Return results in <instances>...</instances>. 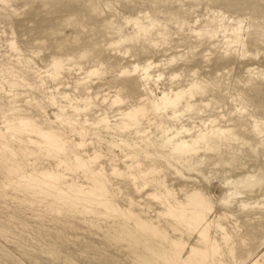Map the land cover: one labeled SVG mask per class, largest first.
<instances>
[{
  "label": "rangeland",
  "instance_id": "obj_1",
  "mask_svg": "<svg viewBox=\"0 0 264 264\" xmlns=\"http://www.w3.org/2000/svg\"><path fill=\"white\" fill-rule=\"evenodd\" d=\"M246 174L264 179V0L0 2V264H146L119 238L139 215L183 243L155 264H264V183L226 185ZM194 190L206 246L159 201Z\"/></svg>",
  "mask_w": 264,
  "mask_h": 264
},
{
  "label": "bare ground",
  "instance_id": "obj_2",
  "mask_svg": "<svg viewBox=\"0 0 264 264\" xmlns=\"http://www.w3.org/2000/svg\"><path fill=\"white\" fill-rule=\"evenodd\" d=\"M0 2H2V0H0ZM135 23H137V20L135 21ZM139 25V24H138ZM223 28V27H221ZM144 29V28H142ZM233 29V28H232ZM234 30V29H233ZM238 31V30H237ZM212 32V31H211ZM192 33V32H191ZM202 33V32H201ZM235 33V31H234ZM211 34V33H210ZM225 34V33H224ZM232 35V34H231ZM213 37V36H212ZM231 37V36H228ZM234 37V36H233ZM237 38V37H236ZM235 38V39H236ZM234 40V39H233ZM121 41H125L124 39H121ZM234 43V42H233ZM231 46V45H230ZM59 61L57 59H54L52 61V68L54 69V72H56L59 68ZM137 68V67H136ZM135 68V69H136ZM148 68L146 67V69L144 70L146 72ZM55 74V73H54ZM91 74V73H90ZM124 75V74H123ZM166 101L165 95H163L161 98H159V102L161 105L164 104V102ZM174 104H172L171 106H173ZM166 107V106H165ZM159 109V108H158ZM137 112V111H136ZM84 113V112H83ZM60 117V116H59ZM58 119V118H57ZM20 123V122H19ZM18 123V125H19ZM24 123V122H23ZM27 123V121L25 122ZM22 124V123H21ZM30 125V124H29ZM24 127H26L27 130L33 131V129H31V126L28 125H24ZM23 128V127H22ZM8 129V127H7ZM25 129V128H24ZM25 129V130H26ZM35 130V128H34ZM39 130V129H38ZM35 132L36 135H38L39 137H41L44 141V146L47 150H57L60 151L61 150V142L60 139H58L56 135L53 134H49L47 133H43L41 131H33ZM171 138H174L171 137ZM200 140H202L200 138ZM199 140V141H200ZM194 145H192L193 147ZM175 151L179 152V153H185V142L184 141H178L175 144ZM56 151V152H57ZM214 159V158H213ZM204 161V159L202 160ZM201 161V162H202ZM204 163V162H203ZM214 163V162H213ZM227 165V164H226ZM240 168V167H239ZM186 170V169H185ZM188 170L192 171V165H190L188 167ZM241 173V172H240ZM182 174V173H181ZM191 174V173H190ZM42 175V174H41ZM264 175V174H263ZM228 176V175H227ZM45 177V175H44ZM183 177V176H182ZM39 178V177H38ZM41 178V177H40ZM39 178V179H40ZM184 178V177H183ZM42 179V178H41ZM45 179V178H44ZM259 179V178H257ZM255 179L254 175H249L246 174L240 178H238V180L236 181H230L227 182L226 185H228V187H230L228 189V194L229 196L232 198V196H237V195H241V192L236 190L238 188H241L242 193L243 191L247 192H252V189L256 186H258L259 184L262 185V183H264V179L261 180H257ZM32 180L29 179L28 183L31 182ZM3 182V181H2ZM44 184H49L47 181H43ZM41 183V184H43ZM16 188V187H15ZM158 188V187H157ZM164 188V193L161 194L162 196H169L170 190H168L167 188ZM240 193H238V192ZM37 192V191H36ZM199 192L198 191H193L192 193H189L186 195V202L185 203H177L178 207L174 205H170L167 204V198L163 199V201L159 200L160 198H158V200L165 206V215L170 217V219H174V222H177L178 224H180L183 228H185V231L189 234L192 233H197L198 237H199V241L200 243H202L203 245H208V238L207 235L209 234L208 231L210 229L211 226V222H209L207 220V214L206 212H209L211 209V206H209V203H205L203 200H201L199 198ZM246 193H243L246 194ZM155 195V194H154ZM160 196V195H159ZM161 196V197H162ZM172 198V195H170ZM156 197V196H154ZM228 197V196H227ZM230 197L226 198L229 199ZM233 197V198H234ZM240 197V196H239ZM174 200V199H173ZM224 200V199H223ZM231 200V199H230ZM226 203L228 200H224ZM223 201V202H224ZM159 202V203H160ZM175 202V201H174ZM176 203V202H175ZM243 203V202H242ZM161 205V204H160ZM227 205V204H226ZM244 205V204H243ZM163 206V207H164ZM242 206V205H241ZM246 206V205H244ZM132 207V206H131ZM142 208V207H140ZM150 211V210H149ZM130 214V213H129ZM126 215V214H125ZM147 215V214H146ZM130 216L133 217V215L130 214ZM136 216V215H134ZM140 217V215H139ZM138 217V219H139ZM218 217V216H217ZM225 217V216H224ZM129 218V217H128ZM226 218V217H225ZM224 218V219H225ZM137 217H135L132 221L135 223L134 225H136V228L138 230V235L137 237L134 235L133 232L127 230L126 228H121L120 226V237L123 241H126L128 244V248L130 247L136 256V260L137 258L142 259L141 261H143L146 264H155L154 260L155 259H165V257L167 256L170 260H173L174 262L178 263L179 260L181 259L180 257V250L183 248V243L181 242V239H174L168 236L167 232L165 230H161L158 229L157 227H153L152 223L150 225V221L148 222V220H138ZM141 219V218H140ZM223 219V218H222ZM128 225V224H127ZM177 225V224H176ZM113 226V225H112ZM118 226V225H117ZM171 226V225H170ZM116 227V226H115ZM181 228V229H183ZM168 229V228H167ZM173 229V228H172ZM174 231H177V229H174ZM177 233V232H176ZM175 233V234H176ZM174 234V233H173ZM174 234V235H175ZM179 236V232L177 233ZM182 234V233H181ZM117 235V234H116ZM182 236V235H181ZM111 237V236H110ZM113 237V236H112ZM173 237V236H172ZM116 238V237H115ZM118 238V239H119ZM112 240H114L112 238ZM115 241L117 242V238L115 239ZM155 241H158L156 244ZM115 242V243H116ZM143 247L144 251L146 250L147 252L150 253L149 256H145L142 255L141 253L137 254L138 249L140 248V246ZM141 251V250H140ZM143 251V252H144ZM145 253V252H144ZM147 255V254H146ZM161 262V261H160ZM72 263V262H71Z\"/></svg>",
  "mask_w": 264,
  "mask_h": 264
}]
</instances>
